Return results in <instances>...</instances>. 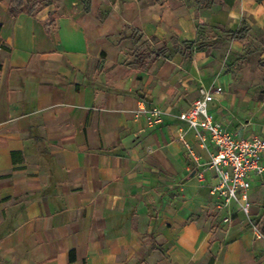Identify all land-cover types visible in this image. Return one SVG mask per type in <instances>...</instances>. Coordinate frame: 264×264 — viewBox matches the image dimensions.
Returning <instances> with one entry per match:
<instances>
[{"label":"crops","instance_id":"crops-1","mask_svg":"<svg viewBox=\"0 0 264 264\" xmlns=\"http://www.w3.org/2000/svg\"><path fill=\"white\" fill-rule=\"evenodd\" d=\"M10 1L0 0V264H264L246 217L225 224L210 193L212 146L177 117L201 88L220 87L215 121L264 137V83L233 81L214 56L156 59L153 43L138 64L130 38L169 48L199 25L262 31L264 1L25 0L35 12L17 16ZM259 188L264 174L248 191L253 216Z\"/></svg>","mask_w":264,"mask_h":264},{"label":"built area","instance_id":"built-area-1","mask_svg":"<svg viewBox=\"0 0 264 264\" xmlns=\"http://www.w3.org/2000/svg\"><path fill=\"white\" fill-rule=\"evenodd\" d=\"M220 92V87H215L213 92L201 88L199 98L177 117L194 133L199 145L212 146L214 151L207 165L215 173L217 182L210 193L220 202L219 208L226 210L223 221L230 223L234 211L246 218L250 216L248 191L254 179L264 174V137H235L215 121L208 105L214 94ZM179 140L185 145L183 135Z\"/></svg>","mask_w":264,"mask_h":264},{"label":"rangeland","instance_id":"rangeland-1","mask_svg":"<svg viewBox=\"0 0 264 264\" xmlns=\"http://www.w3.org/2000/svg\"><path fill=\"white\" fill-rule=\"evenodd\" d=\"M261 1L264 0H256L258 3ZM215 2V0H198L199 6L204 8H210ZM242 25L247 24L243 22L238 29ZM197 30V37L193 40L195 46L192 50H187L186 45L177 46L180 51L187 50L185 51L187 59L198 53L208 57L214 56L222 63L221 72L231 75L233 81L242 83L250 80L264 83V30L249 33L251 30L249 28L247 37L241 41L234 40V35L230 33L233 30L225 26L199 25ZM148 43L158 45L160 48L167 46L165 40H145L142 36L137 43L136 52L149 51ZM145 46H148L147 49H143ZM254 199L258 211L255 216L249 214L250 216L246 218L245 229L251 230L255 240L264 244V188H259ZM203 264H207V261L205 260Z\"/></svg>","mask_w":264,"mask_h":264},{"label":"trees","instance_id":"trees-1","mask_svg":"<svg viewBox=\"0 0 264 264\" xmlns=\"http://www.w3.org/2000/svg\"><path fill=\"white\" fill-rule=\"evenodd\" d=\"M32 2L34 0H31ZM225 2L227 1L228 3H231L232 0H224ZM258 1V0H257ZM156 2H161L160 0H156ZM8 14H11L12 16H17L19 14H22L26 12L28 15H33L35 12L34 6L31 8L27 9L25 6V0H11L9 4L6 5ZM248 26L247 25H242V27L238 30L235 31H230L231 34H233V39L236 41H241L244 40L247 37L248 33ZM134 32V31H133ZM138 35V37H136ZM142 35L138 32H134L133 36L130 38L133 40V45L136 46L135 49L137 50V43L141 39ZM170 47L168 48L167 46H164L158 50H154L151 54L155 55L154 57L165 59L169 57V53H178L180 50L177 47L178 45L184 46L186 45L187 50H192V48L195 46L194 41H186L183 40V42H179L175 39L170 38L169 39ZM186 49L184 51H187ZM171 51V52H170ZM133 58L137 61L138 64H140L141 61H143L144 58L148 57V54H145L144 52H140V54L134 51V54L132 55ZM168 56V57H167Z\"/></svg>","mask_w":264,"mask_h":264}]
</instances>
